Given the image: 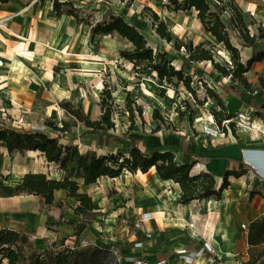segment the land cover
Instances as JSON below:
<instances>
[{"label": "rangeland", "instance_id": "1", "mask_svg": "<svg viewBox=\"0 0 264 264\" xmlns=\"http://www.w3.org/2000/svg\"><path fill=\"white\" fill-rule=\"evenodd\" d=\"M58 1L72 2L74 7L80 9L79 18L84 20H76L70 15H56L49 0L45 2L9 0L7 4L15 7L11 12L27 10L22 16L14 14L13 18L16 20L8 26L9 30L0 36L2 59L9 64L12 71L25 72L26 82H35L41 86L28 107L21 104H1L0 107L5 109V115L0 117V127L4 125L21 130L44 132L58 137L62 144L77 145L82 153L95 152L97 155H105L126 152V147L131 142L137 143L136 140H140L144 134L148 121H151L153 108H157L163 117L167 118L171 117L177 108L182 111L192 110V113L197 109L204 110V104L197 105L195 99L203 101L206 99V94L202 84L195 78L192 82L195 97L181 85L177 86L180 90L177 92L174 83L167 84L154 80L155 85L150 81L152 77L149 70L141 73L138 69L146 62L129 63L120 56V51L132 49V45L127 40L117 34L93 36L90 30V25L106 16L109 9L115 13H122L143 29L148 45L154 49L157 61L160 60L159 53L162 51L167 52V59L177 65L183 59L184 52L175 51L170 43L161 39L152 28L149 17L151 11L157 13L165 22L167 29L181 40L187 41L189 37L194 40L203 39L204 28L197 20L194 10L175 11L167 0H134L130 7L120 3L119 0H109L104 8L99 6L100 0ZM234 2L242 10L250 32H256L258 22L254 15L246 12L244 5L237 0ZM4 13L5 11H0V14ZM163 15H167L170 22H167ZM228 15L229 12L225 11L223 17L228 18ZM215 48L218 49L217 46ZM216 54V60L223 62L217 51ZM194 65L191 64L186 71L190 73ZM56 83L62 89L69 91L67 99L79 103L85 114L93 120L101 115L100 94L104 86L108 85L113 92L115 129L99 135L79 124L72 128L71 132L63 134L49 127L47 121H53L60 126L62 119H67L64 111L58 106L62 97L55 93ZM169 89L174 91V95L168 94ZM126 90L130 91L132 99L142 107V121L137 116L138 127L131 131H128L129 118L125 102L116 101L119 94ZM184 97L188 99L189 106L182 102ZM192 116L195 122L196 116L194 114ZM11 160L12 163L20 160L21 164L25 165L20 167V172L27 168L32 172H43L51 178L60 179L63 176L56 165L47 163L37 153L16 154ZM115 185L117 184L104 177V181H100L98 187L90 186L89 191L82 188L92 197L94 203L102 204V207L99 206L101 216L88 225L82 236L73 238L76 236L75 231L63 230L59 234V230H53L57 233V237L53 240L42 239L44 243L41 248L36 246L34 235H29L32 245L38 250H43L54 241L58 245L64 242V245L71 248L99 246L107 250V264H128L125 258L129 256L132 248H136L133 241L139 240L144 232L137 226L141 216L139 212H135L132 208L128 209L123 203L127 198L130 200L132 195H137V192L117 191ZM118 185L121 186L120 183ZM58 197L57 199H60ZM49 208L51 211V207ZM42 229L44 232L49 230L45 227Z\"/></svg>", "mask_w": 264, "mask_h": 264}, {"label": "trees", "instance_id": "2", "mask_svg": "<svg viewBox=\"0 0 264 264\" xmlns=\"http://www.w3.org/2000/svg\"><path fill=\"white\" fill-rule=\"evenodd\" d=\"M46 0H40L45 2ZM52 3V11L58 16L70 15L79 20V8L73 6L72 2H60L49 0ZM109 0H100L99 6L105 7ZM120 3L130 7L134 0H119ZM169 6L175 11L183 10L196 12V18L203 26L204 31L210 32L218 44H222L228 52L229 60L219 62L216 60V49L214 45L207 43H193L192 40H181L167 29L163 20L151 11L149 19L156 34L167 43H170L177 52L183 51L184 57L180 68H176L172 60L167 59V52L160 51L156 60L154 49L148 45L143 29L132 22L122 13H115L111 9L102 19L90 25L93 36L103 34H117L127 40L132 49L120 51V56L129 63H144L138 69L141 73L150 71L155 74L154 78L159 81L175 80L181 83L192 95L195 89L192 82L195 74L189 73L191 64L210 62L213 69L223 77L229 78L230 82L237 83L245 90L253 91L246 72L254 62L264 59V27L259 25L255 33L250 32L240 7L234 0H167ZM1 3H8L9 0H0ZM225 11L229 17L224 18ZM80 20H84L83 18ZM216 49V50H215ZM250 50L245 58L242 51ZM201 83L206 99L203 101L195 99L197 105L202 106L207 99L214 100L219 110L212 114L214 122L218 125L225 119L234 118L227 112L222 99L202 79ZM225 92H230L226 86H222ZM176 91V89H175ZM177 92V91H176ZM112 90L105 85L100 94L101 115L98 119L89 118L81 105L69 99H62L58 106L64 111L67 119H62L61 125L53 121L46 124L59 133L71 132L72 128L82 124L85 128L102 135L115 129L113 121L114 99ZM125 109L128 113L129 126L131 131L136 124V117L142 121V107L138 105L131 96L129 90L125 92ZM184 105L189 106L187 99H183ZM182 107V106H180ZM176 113L182 117L192 110L182 111L177 108ZM3 112L0 110V117ZM151 117L156 126L152 132L166 129L177 130V127L168 122L157 109L153 108ZM231 127L233 123L230 124ZM226 129L222 127V132ZM13 157L14 154H24L27 151H38L47 163H52L63 173L62 178H51L43 172L28 171L18 181L5 183L6 179L2 174L4 152ZM194 163L178 164L172 151H154L146 154L140 150L136 143L131 142V147L126 152L107 153L97 155L95 152L82 153L77 145L62 144L58 137L50 136L40 131L21 130L11 126L0 128V197L7 198L16 195H34L40 201L50 207L55 201V192L65 190L68 198L76 202L73 208L77 219H67L65 223L75 224V235L80 236L97 217L101 216L100 207L94 203L92 197L82 191V185L87 186L96 183L101 177L116 178L122 172L135 173L148 172L154 168L161 180H172L179 185L181 195L178 203L186 204L193 200L214 198L220 200L223 190L229 186V177H240L242 172L235 170L225 171L222 181L218 186L213 175L206 172L190 174ZM58 206L61 204L59 201ZM246 242L248 244V258L244 264H264V214L251 221L247 226ZM62 246L61 248H59ZM107 250L99 246L75 247L64 245V242L57 244L55 241L43 250L36 249L29 238V234L22 230H15L8 227L0 228V264H107ZM5 262V263H4Z\"/></svg>", "mask_w": 264, "mask_h": 264}, {"label": "crops", "instance_id": "3", "mask_svg": "<svg viewBox=\"0 0 264 264\" xmlns=\"http://www.w3.org/2000/svg\"><path fill=\"white\" fill-rule=\"evenodd\" d=\"M237 1L244 5L246 12L254 15L258 26L264 27L263 0ZM8 3L0 2V11H5L4 14H0V18L16 13V11L11 12L15 7L7 6ZM26 10L17 12H21L19 16H22ZM14 20L16 18L7 22L5 26H10ZM6 32L0 26V36ZM203 33V39L194 40L192 37L188 39L195 44L203 42L217 46L222 52L221 59H228L225 47L218 44L210 32ZM249 54V49L242 51L245 58ZM177 65L181 67L182 60ZM190 73L195 74L194 78L197 82L199 78H202L217 93L228 113L245 115L252 127L231 128L214 137L205 134L202 129L204 123V120H201L202 115L210 119L212 114L219 110L218 104L209 99L204 102V110L197 109L192 113L196 116L195 122H193V116L189 114L180 117L174 112L171 117H164L174 124L177 130L162 127L152 132L156 123L150 118L151 121H148L141 137L143 140L141 138L136 140V145L146 154L156 150H170L174 153L178 164L194 163L192 169L196 167L198 171L192 173L191 169V175L199 172L209 173L213 175L218 186L227 170L239 171L242 175L237 178L229 177L230 184L223 190L220 200L206 198L186 204H180L177 201L181 195L179 185L172 180H161L154 168L146 173L140 171L131 173L124 170L119 177H107L110 182L117 184L115 185L117 191L137 192L136 196L132 195L130 200L127 198L123 202L125 207L132 208L141 216L143 214L150 216V219L145 222V228L151 237H146L144 233L139 240H134L133 245L136 241L142 242L143 245L132 248L126 260L133 257L143 258L152 263L165 259L170 264H191L184 261L177 251L180 249L196 251L204 246L209 248L205 256L214 257L220 264L244 262L248 258V244L246 242L247 228L243 229L242 225L247 227L251 221L264 214V178L258 176L249 166L252 161L259 166V171H264V59L254 62L245 74L253 91L245 90L237 83L230 82L229 78L223 77L214 70L210 62L196 63ZM150 75L151 79L159 81L154 78V73L150 72ZM24 77L25 72L12 71L0 54V105L3 103L21 104L24 107L31 105L41 85L26 82ZM159 82L168 84L167 81ZM169 83L176 85L174 87L176 91L179 90L177 86H183L175 80ZM222 86L228 87L230 92L226 93ZM184 99L187 98L184 97ZM137 127L136 121L134 128ZM130 147L131 144L126 147V151ZM2 151L4 152L2 174L6 179L4 182L18 181L29 170L24 168L25 170L20 172V167L25 165L21 164L20 160L12 163L11 159L16 154L10 157L5 150ZM35 153L41 156L40 152L35 151ZM100 181H104V177L98 179L96 183L82 185L80 189L83 191L84 187V190L89 191L90 186L98 187ZM119 183L121 186L118 185ZM225 191L226 195H224ZM57 196L60 199H57ZM59 201L61 204L57 206ZM97 204L102 207V204ZM75 206L76 202L67 197L65 190L55 192L54 204L50 206L51 211L34 195L0 197V228L8 227L34 235L36 246L41 248L44 243L42 239L53 240L57 237V233L53 230H59V234L63 230L75 231V224L65 223L67 219H77L73 213ZM187 214H190L189 217ZM44 227L49 230L44 232L42 229ZM73 238L78 237L73 236ZM236 251L239 253L238 256L235 255ZM198 262L202 264L203 257H199ZM127 263L133 264L129 259Z\"/></svg>", "mask_w": 264, "mask_h": 264}, {"label": "built area", "instance_id": "4", "mask_svg": "<svg viewBox=\"0 0 264 264\" xmlns=\"http://www.w3.org/2000/svg\"><path fill=\"white\" fill-rule=\"evenodd\" d=\"M212 3L215 0H210ZM264 1V0H263ZM21 12H16L15 14H20ZM13 19V15H8V16H4L0 18V26H5V24L9 21H11ZM219 56L222 57V52L220 50L217 51ZM224 60L228 61L229 58H224ZM176 68H179L175 65ZM0 110L3 112V115H5V109L3 107H0ZM201 120H204V123L202 125V129L204 131L205 134L214 137L220 133H222V127L225 128L226 130H230L231 128H242V127H252V124L249 122V119L246 118L245 115L243 114H237L234 118L231 119H225L221 122L220 125L216 124L212 118V116L210 117V119H207L204 117V115H202ZM231 123H233V126L231 127ZM251 163L249 164L250 169H252L258 176L264 178V171H259V166L256 165L255 163H253L252 161H250ZM150 219V216L147 214H143L140 219L138 220V224L137 226L142 228L143 231H145V235L146 237L150 238L151 234L146 230L145 228V222L148 221ZM243 229H246L247 227L245 225H242ZM135 247H142V242L138 241L135 242ZM209 251L208 247H202L196 251H187L186 249H180L178 252V254L180 255V257L191 264H200L198 262V258L199 257H203V263L202 264H220L219 261L217 259H215L212 256H205V253ZM235 255L238 256L239 253L236 251ZM129 260H131V262L133 264H170L167 260L162 259L159 261H155V262H150L146 259L143 258H133L130 257L128 258ZM127 259V260H128ZM236 264H244V262L238 261L236 262Z\"/></svg>", "mask_w": 264, "mask_h": 264}, {"label": "bare ground", "instance_id": "5", "mask_svg": "<svg viewBox=\"0 0 264 264\" xmlns=\"http://www.w3.org/2000/svg\"><path fill=\"white\" fill-rule=\"evenodd\" d=\"M162 17L167 22H170L169 21V17L167 15H163ZM2 28H3V30H6V31L9 30L7 26H2ZM176 66L177 67H180L179 65H176ZM150 81L156 85V83L154 82V80L150 79ZM54 88H55V93H57L59 96H61L62 99L69 98V91L62 89L57 83L54 85ZM167 92H168V94L174 95V91L172 89L167 90ZM125 99H126V95L124 93H120L119 96H118V98L116 99V101L123 103V102H125ZM28 153H30L32 155V154L35 153V151H29ZM24 170L25 169H23L22 172ZM197 171H198V168H196V167L194 169H192V173H196ZM224 195H226V191L224 192ZM189 215L187 214V217H189Z\"/></svg>", "mask_w": 264, "mask_h": 264}]
</instances>
